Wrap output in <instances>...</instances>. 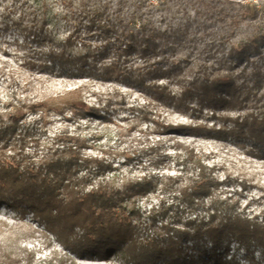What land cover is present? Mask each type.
I'll use <instances>...</instances> for the list:
<instances>
[{
	"label": "trees",
	"instance_id": "1",
	"mask_svg": "<svg viewBox=\"0 0 264 264\" xmlns=\"http://www.w3.org/2000/svg\"><path fill=\"white\" fill-rule=\"evenodd\" d=\"M56 1L69 15H64L69 29L65 41L54 43L41 13L33 12L29 28L32 41L41 46V69L49 75L73 77L88 72V57L72 49L87 37H96L100 43L94 60L108 53L114 57L106 68L109 76L138 83L132 79L134 70L145 74L166 66L169 71L178 70L179 51L187 44L197 47L198 41H193L197 31L192 32L200 26L199 17L228 29L217 41L223 54L220 71L228 72L243 63L264 70V6L255 0H217L211 8H204L199 0ZM175 13H181L178 22L168 18ZM207 46L219 49L215 44ZM134 54L142 65L130 64ZM247 71L244 68L241 73ZM233 84L229 72L213 76L205 80L202 95L209 96L213 104L221 102L217 98L223 87ZM80 90L44 97L27 106L28 112L39 120L50 110L106 119L97 109L73 98ZM23 115L20 106L11 112L8 122L0 115V201L24 207L23 214L31 210L71 254L56 255L42 264H80L78 260L87 259L107 264H234L226 260L233 243L247 251L260 248L264 256V219L248 217L239 211L237 202L215 197V187L203 169L192 176L189 185L166 184L162 177L148 175L122 192L106 181L105 168L86 166L76 154L77 148L56 150L41 159L27 154L19 131ZM184 128L168 125L164 131L176 134ZM250 129L258 131V140H264V116L256 117ZM157 191L173 193V204L166 207L162 200L158 209L142 210L140 200ZM35 260L18 237L0 240V264H34Z\"/></svg>",
	"mask_w": 264,
	"mask_h": 264
},
{
	"label": "rangeland",
	"instance_id": "2",
	"mask_svg": "<svg viewBox=\"0 0 264 264\" xmlns=\"http://www.w3.org/2000/svg\"><path fill=\"white\" fill-rule=\"evenodd\" d=\"M216 1L199 0L204 8L213 7ZM255 3L264 6V0ZM33 12L44 15L45 29L54 43L64 42L69 35L64 19V15H69L59 1L0 0V115L8 122L15 107L22 108L19 131L27 154L41 159L56 150L77 148L75 152L86 166L92 170L105 168L106 181L122 192L131 190L148 175L162 177L166 184L177 181L179 186L189 185L201 168L215 187V197L237 202L239 211L248 217H258L260 222L264 219V140H258V131L250 129L256 117L264 116V70L244 63L235 66L228 71L234 84L223 87L217 98L221 102L213 104L209 96L202 95L206 79L228 73L220 71L223 54L217 44L218 36L228 29L199 17L200 26L192 32L197 31L193 39L198 41L197 47L192 49L187 44L179 51L180 68L169 71L166 66L154 74L134 70L132 79L138 83L107 75L106 68L114 57L108 53L94 60L100 43L96 37H87L72 49L79 56L88 57L85 70L89 71L59 77L41 69V46L29 35ZM168 18L178 22L181 13ZM208 43L219 49L208 47ZM136 57L134 54L130 60L134 67L142 65ZM244 68H248L247 73H241ZM76 88L81 90L73 98L97 109L106 119L75 115L71 110H50L39 120V116L28 112L27 106L37 100ZM168 125L185 128L180 133L167 134L164 127ZM173 196L157 191L142 198L139 205L150 211L158 209L164 200L168 207L173 204ZM23 210L24 207H11V202L0 201V240L18 237L21 246L34 254V264L70 254L45 221L37 219L31 210L26 214ZM52 216L55 223L56 215ZM230 248L227 261L264 264L260 248L247 251L235 243ZM78 263L107 264L97 259Z\"/></svg>",
	"mask_w": 264,
	"mask_h": 264
}]
</instances>
